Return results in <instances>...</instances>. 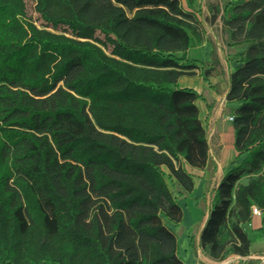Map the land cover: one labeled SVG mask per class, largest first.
Returning <instances> with one entry per match:
<instances>
[{"label": "trees", "instance_id": "1", "mask_svg": "<svg viewBox=\"0 0 264 264\" xmlns=\"http://www.w3.org/2000/svg\"><path fill=\"white\" fill-rule=\"evenodd\" d=\"M185 3L0 0V264H185L166 223L211 150L205 97L179 80L221 72L188 57L202 22ZM222 17L249 47L226 97L233 168L199 235L216 263L250 256L252 205L264 213V0Z\"/></svg>", "mask_w": 264, "mask_h": 264}, {"label": "crops", "instance_id": "2", "mask_svg": "<svg viewBox=\"0 0 264 264\" xmlns=\"http://www.w3.org/2000/svg\"><path fill=\"white\" fill-rule=\"evenodd\" d=\"M233 2L244 3L246 0H229ZM228 0H197L198 6L201 9L202 18L198 17L202 22V28L197 32L201 35L195 38L193 48L188 51V57L200 62L211 63L212 57L215 56L214 60L219 61L220 74L218 77L211 79V84H207L202 77H200V72L198 70H188L187 73H191L192 76L183 77L179 80V87L184 89H192L196 91L199 95L205 97V101H197V106L200 110V119L203 122L204 127H206L207 134L209 135L210 142V158L207 163L205 171L192 170L191 173L194 174L201 181L203 185L202 194L204 199H206L207 192L209 190L215 189L220 184L222 177L230 171L232 166V161H229L225 156L224 139L228 135V132L232 131V123L229 118L232 116L231 113L234 108L239 107V103L233 102L229 103L226 100L227 94L229 92V79L230 74L236 70V68L241 66L240 57L246 53L248 49V44L246 43H236L231 38V32L228 28L224 29L225 44L219 46L215 45V42L208 40V35L204 34L203 27L206 28L205 23L211 25H216L217 22L223 20V9L224 6L229 2ZM184 10H188L187 3L183 0L181 3ZM204 20V24H203ZM223 23V22H222ZM192 54L195 58H192ZM233 133V132H232ZM234 149V147H233ZM236 156V151L234 149V156ZM195 191V190H194ZM193 191V192H194ZM210 208V207H209ZM208 208V210H209ZM186 214V213H185ZM208 215V211H207ZM257 218V219H256ZM201 222V228L197 232V246L199 247V235L205 226V221ZM263 218L253 217L252 225L247 229L253 230V226L257 223L255 230H260L263 228ZM189 236V235H188ZM187 236V238H188ZM192 236V235H191ZM191 238V237H190ZM190 238L189 242H190ZM200 248V247H199ZM252 248V247H251ZM201 249V248H200ZM189 255H186L188 259H185L181 254L180 250L178 254L185 262V264H190L191 258L195 257L193 249L187 248ZM251 254L249 257L240 256H229L230 259L227 264H264V254L250 250ZM202 252V250H201ZM200 252L199 260L203 264H219L208 258L203 252ZM186 260V261H185Z\"/></svg>", "mask_w": 264, "mask_h": 264}, {"label": "rangeland", "instance_id": "3", "mask_svg": "<svg viewBox=\"0 0 264 264\" xmlns=\"http://www.w3.org/2000/svg\"><path fill=\"white\" fill-rule=\"evenodd\" d=\"M181 3H183V0H181ZM202 14V13H201ZM200 18L202 16L200 15ZM203 19V18H202ZM204 24V20H203ZM206 28L203 27L204 34H210L208 35V40L211 42H215V45L222 46L225 44V35L224 33V26L221 21L217 22L216 25H211L209 23H205ZM192 58H195L192 54ZM215 56L212 57V61H214ZM233 131L228 132V135L225 136L224 139V148L225 150V156L229 161L234 160V149H233V143H234V134ZM197 180V186L195 188V191L192 193V195H186L185 197L180 198L179 203L185 211V217L183 219V222L178 225H172L166 223L168 227L173 231L176 238L178 239L179 243V250L180 254L185 258L188 259L186 255H189L187 248L189 247V239L194 240V247H193V253H195V257L191 258L190 264H203L199 260L200 258V252L201 249L197 246L198 238H197V232L201 228V222L204 221V219L207 216L208 208L212 206L213 202V196L207 192L206 199H204V196L202 194L203 185L201 181L196 178ZM257 219V218H256ZM257 221L253 226V230L249 229L250 237L252 238V251L258 252L260 254H264V235H259V231L255 230L257 226ZM189 235V236H188ZM192 235V236H191ZM188 236V238H187ZM202 253V252H201ZM230 259V257L226 258L222 263L227 262ZM186 261V260H185Z\"/></svg>", "mask_w": 264, "mask_h": 264}, {"label": "built area", "instance_id": "4", "mask_svg": "<svg viewBox=\"0 0 264 264\" xmlns=\"http://www.w3.org/2000/svg\"><path fill=\"white\" fill-rule=\"evenodd\" d=\"M229 120H230L231 123L234 121L233 117H230ZM252 216L253 217L263 218L264 217V213L258 207H256L255 205H252Z\"/></svg>", "mask_w": 264, "mask_h": 264}, {"label": "bare ground", "instance_id": "5", "mask_svg": "<svg viewBox=\"0 0 264 264\" xmlns=\"http://www.w3.org/2000/svg\"><path fill=\"white\" fill-rule=\"evenodd\" d=\"M228 262H224V264H227Z\"/></svg>", "mask_w": 264, "mask_h": 264}]
</instances>
